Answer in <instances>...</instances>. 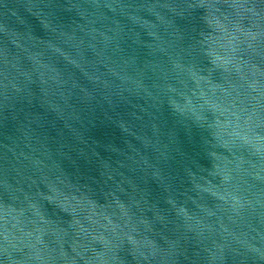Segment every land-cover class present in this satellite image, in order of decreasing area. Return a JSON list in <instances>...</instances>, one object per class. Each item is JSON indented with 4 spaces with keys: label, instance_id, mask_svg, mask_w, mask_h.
<instances>
[{
    "label": "water",
    "instance_id": "1",
    "mask_svg": "<svg viewBox=\"0 0 264 264\" xmlns=\"http://www.w3.org/2000/svg\"><path fill=\"white\" fill-rule=\"evenodd\" d=\"M0 264H264V0H0Z\"/></svg>",
    "mask_w": 264,
    "mask_h": 264
}]
</instances>
